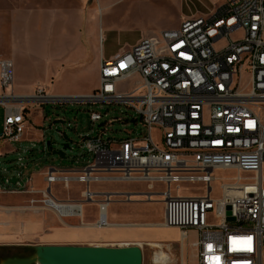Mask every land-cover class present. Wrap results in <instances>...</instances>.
<instances>
[{
    "label": "built area",
    "instance_id": "1",
    "mask_svg": "<svg viewBox=\"0 0 264 264\" xmlns=\"http://www.w3.org/2000/svg\"><path fill=\"white\" fill-rule=\"evenodd\" d=\"M131 80V89L123 87ZM13 83V62L0 58V140L10 143L21 142L28 126L25 113L38 104H123L135 115L108 120L106 114L90 111L92 130L76 144L79 155L71 157L73 163L82 160V168L74 176L48 169L41 191L22 186L23 155L29 150L17 151L18 164L10 168L14 186L4 177L8 169L0 161V194L39 192L41 206L62 204L74 207L67 215H77L79 205L57 201L50 193L54 184L66 189L71 182L144 185L149 192L126 193V200L142 195L151 203L153 197L161 198L160 225L178 229L182 242L195 235L190 242L195 264H262L264 0H226L211 16L184 20L114 59H102L98 88L89 95L58 96L37 87L33 95L20 96L13 92ZM118 121L140 123L141 131L104 137L117 132L108 128ZM96 123L99 129L94 131ZM216 170L237 172L231 182L221 184L218 199L211 197ZM242 172L251 174L242 177ZM180 183H201L206 194H174ZM157 184L164 187L159 193ZM97 195L88 188L81 193L83 202H93ZM103 195L96 225L109 227L111 194Z\"/></svg>",
    "mask_w": 264,
    "mask_h": 264
},
{
    "label": "rangeland",
    "instance_id": "2",
    "mask_svg": "<svg viewBox=\"0 0 264 264\" xmlns=\"http://www.w3.org/2000/svg\"><path fill=\"white\" fill-rule=\"evenodd\" d=\"M218 8L225 4L226 0H218ZM217 1V2H218ZM73 3V2H72ZM216 4V2H215ZM76 8L78 11L83 8V18L81 26L76 30L75 35H72L75 43V49L69 55L63 50L68 40L66 29L61 27L55 38V44L50 45L49 51L40 54L41 62L38 63V69L34 72L23 67V60L27 59L30 54H35L33 51L37 48L36 35H24L20 39L22 51L16 57L17 72L15 64V74L23 83L31 85L36 83V87L45 89L48 94L58 96L72 95H89L92 94V88L98 87V80L94 75L96 55L99 53L100 47L106 55L118 52L121 49L130 50L135 44L142 39L160 35L164 30L175 29V25L187 19H196L208 17L203 10V2L201 0H77ZM216 9V10H217ZM240 32L232 35L233 38L239 37ZM221 43L215 45L218 47ZM54 52H50V50ZM127 50V51H128ZM14 55L10 58L14 61ZM22 61V63H20ZM20 66V67H19ZM15 82V76H14ZM40 82V83H37ZM133 80L130 83H122L123 87L128 89L133 87ZM34 89V91H35ZM3 91L0 89V94ZM31 93L30 95H33ZM29 94L26 96H30ZM39 110V111H36ZM97 111L106 114V119L125 118L123 113L134 116L135 113L126 109L123 104L112 105H90L76 103H44L35 105L31 109L29 123L24 131L21 146L23 149H32V156L40 165L36 168L42 169L48 166L49 161L46 157L55 160L54 165L59 162V157L53 155V151H60L63 145H68L65 154L68 157L78 156L79 143L81 136L91 132L89 112ZM40 117H43L42 119ZM41 119V120H40ZM3 123V107L0 106V133ZM71 124L68 128L67 124ZM99 129V123H96L93 130ZM108 129H112L114 133L108 132L104 137L111 136L114 138L126 137V131L136 129L141 131V124L135 125L133 122L117 123L111 125ZM157 140L156 132L153 133ZM50 143L51 153L47 152V156L42 152V143ZM47 150V147H46ZM48 151V150H47ZM25 156V155H23ZM26 157V156H25ZM27 158V157H26ZM28 159V158H27ZM1 161V159H0ZM2 162V161H1ZM3 164L7 168H11L18 164L16 155L8 156ZM73 167H79L82 160H77L71 163ZM251 174V173H248ZM247 173L242 172L241 176H247ZM10 178L12 173L8 174ZM237 175L235 170H216L213 176L216 178L212 183L211 197L218 199L221 197V184L231 182ZM264 175V171H262ZM22 186L25 185L24 178L21 179ZM99 186L107 189H123L119 200L113 198L108 210L124 212L125 210L138 215L139 221L148 222L156 227L146 226L142 229H150L156 236V239L150 240L144 246L142 252V264H157L155 262V254L159 258L163 256L160 250L168 254L170 261L167 264H195V250L191 247L190 242L195 239V235L191 234L190 242H182L178 229L158 227L163 221V205L161 198L153 197V202L146 203L145 197L142 195L131 197V202L126 200V193H146L149 192L144 185H123L115 182H107L99 184ZM180 188L174 190V194L181 196H202L206 194V189L201 183H180ZM41 187V186H40ZM67 190L61 183H56L52 186L53 191L60 196L74 195L81 190V186L71 183ZM125 189V190H124ZM164 187L155 185V191L160 192ZM3 198H6L5 196ZM117 202V203H116ZM70 204V202H63ZM121 203V204H119ZM30 206H32L29 203ZM5 205L0 204V207ZM52 207V206H51ZM123 222L124 220H118ZM172 231V232H170ZM158 245V247L152 244ZM38 245L28 246L26 250H18L11 247L0 246V264L6 258L14 256L16 258L32 259V264H36L34 247ZM159 252V253H158ZM26 255V256H25ZM34 258V259H33ZM262 264H264V255H262Z\"/></svg>",
    "mask_w": 264,
    "mask_h": 264
},
{
    "label": "crops",
    "instance_id": "3",
    "mask_svg": "<svg viewBox=\"0 0 264 264\" xmlns=\"http://www.w3.org/2000/svg\"><path fill=\"white\" fill-rule=\"evenodd\" d=\"M201 1L203 2L205 14L209 13L207 16H211L218 10V0ZM76 2L77 0H0V58L10 59L13 62L15 76L13 92L15 94L20 96L30 95L36 87V83L31 85L23 83L15 74V64L17 72V61L15 58L20 55V50L22 51L20 39L24 35L29 34L36 35V39L38 38L37 48L33 51L36 55H28L29 57L23 60L24 63L20 61L26 71L28 69L29 72H34V70L38 69V63L41 62L40 56L49 51L50 45L55 44V38L61 27L66 29L68 38L63 51L69 55L75 49L72 35L77 34L75 29L81 26L84 13L83 8L78 11ZM180 24L181 22L176 24L175 28H178ZM127 50L121 49L118 52L106 55L103 47H100L99 53L93 61H96L94 69L96 79L98 80L99 77V67L102 59H114ZM50 52L53 53L54 50L52 49ZM11 54L14 55V61L10 58ZM97 88H92L91 90L95 91ZM30 113L28 111L25 113L27 123H29ZM40 118L42 119L43 117ZM41 143L42 152L47 156V152L49 151L46 150L44 140ZM25 150L20 142L10 143L0 140V159L2 162L10 155L17 156V151ZM28 150L25 153L28 159L25 161L22 174L24 175L25 186L29 185L36 191L46 188L44 177L48 169L55 170L58 175L74 176L77 175L84 164L82 163L79 167H73L71 157L65 154L64 159L59 157L60 160L55 166V160L47 156L46 159L49 161L48 166L40 170L38 169L37 173H35L40 162L35 161V158L32 156V149ZM3 166L6 167L5 165ZM7 169L8 171L4 177L9 178L12 186H14L16 180L10 178L8 174L12 172L10 168ZM29 177L30 181H27ZM107 182H90L87 185L71 182L80 185L81 190L74 195L68 194L65 197L55 193L51 187L50 193L57 201L70 202L80 206V211L77 215H67L74 212V207H63L62 204L58 205L56 203L54 206H50V208L41 206V195L39 192L0 194V204L5 205L0 207V246L26 250V247L33 245L108 247L140 245L142 252H144V246L150 240L156 239V236L152 233V230L142 229V227L153 226L148 222L137 220L139 218L138 215L128 210L124 212H117L116 210L110 212L108 210L110 202L106 209V216L110 226L98 227L96 225L99 217L98 204L99 201L103 200V194L109 193L111 194V201L113 198H117V201L123 190L116 188L107 189L99 186V184ZM119 184L132 185L130 183ZM86 188L100 195L94 197L93 202H83L81 193ZM4 196L6 198H3ZM30 201H34L32 206L29 205ZM121 219L124 221L119 222L118 220Z\"/></svg>",
    "mask_w": 264,
    "mask_h": 264
},
{
    "label": "water",
    "instance_id": "4",
    "mask_svg": "<svg viewBox=\"0 0 264 264\" xmlns=\"http://www.w3.org/2000/svg\"><path fill=\"white\" fill-rule=\"evenodd\" d=\"M51 151L50 143H46ZM68 145L52 154L62 159ZM36 264H142L143 255L140 245L131 246H74L38 245L34 247ZM32 259L11 257L2 264H32Z\"/></svg>",
    "mask_w": 264,
    "mask_h": 264
},
{
    "label": "bare ground",
    "instance_id": "5",
    "mask_svg": "<svg viewBox=\"0 0 264 264\" xmlns=\"http://www.w3.org/2000/svg\"><path fill=\"white\" fill-rule=\"evenodd\" d=\"M152 226H153V227H156L155 225H152ZM158 227H160V226H158ZM172 229H175V228H172ZM152 245L155 246V247H158V245H156V243H155V244H152ZM158 253H159V252H158ZM160 253L162 254L163 258L160 259L159 256H158V254L156 253V254H155V262H156L157 264H167V263L170 261L168 254L165 253V252L162 251V250H160ZM25 256H26V255H25ZM33 259H34V258H33ZM170 262H171V261H170Z\"/></svg>",
    "mask_w": 264,
    "mask_h": 264
}]
</instances>
